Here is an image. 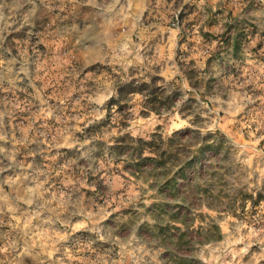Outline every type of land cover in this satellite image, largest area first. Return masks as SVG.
<instances>
[{"label":"rangeland","instance_id":"rangeland-1","mask_svg":"<svg viewBox=\"0 0 264 264\" xmlns=\"http://www.w3.org/2000/svg\"><path fill=\"white\" fill-rule=\"evenodd\" d=\"M154 14L174 37L147 40ZM173 38L182 49L172 54ZM164 56L178 78L155 74ZM136 68L174 96L159 116L142 117L148 91L125 95L120 114L134 120L124 129L108 102L117 84L148 83ZM189 129L228 140L215 189L235 201L218 212L200 206L187 169L174 198L188 201L189 235L211 219L222 236H197L175 253L157 228L175 234L164 225L176 203L149 207L166 202L158 183L121 170L109 146L123 133L181 130L185 139ZM211 154L200 163L211 165ZM256 192L264 198V0H0V264H174L173 254L188 264H264V200L237 201Z\"/></svg>","mask_w":264,"mask_h":264},{"label":"trees","instance_id":"trees-1","mask_svg":"<svg viewBox=\"0 0 264 264\" xmlns=\"http://www.w3.org/2000/svg\"><path fill=\"white\" fill-rule=\"evenodd\" d=\"M233 48L234 50L237 49L236 41L233 42ZM156 80L163 82L161 78H150L148 83L136 82V80L131 79L116 85L114 89L115 97H110L108 104L114 105L118 110L117 113L121 119L118 122L120 128L125 126L123 120H126V115L120 114L122 106L118 103L126 101L125 95L129 93L143 96V92L148 91V95L151 96L148 101L150 106L148 108L142 107L154 114H159L158 107L160 105H165L164 107L172 105L174 94H165V87L154 86ZM146 114L147 112L143 110L139 112L141 116H145ZM189 123L191 124V121ZM187 131L189 132V136L185 134V137H187L185 139L181 138L183 132L181 130L172 131L165 138L156 130L150 133L146 139L123 133L112 139L113 145L109 146V149L118 157L127 152L126 156L131 161V169L127 170L129 176L136 179L141 177L147 178L149 176L152 181L158 183V188H154L153 190L160 199L166 202L152 203L149 207L159 206L162 212H164V208L168 207V203H176L173 204V209L176 210H173V213L167 216L169 224L164 225L167 230L171 229L175 234L168 233L167 231L161 234L160 232L163 229L157 228L158 235H162L163 237L161 241L164 247L170 252L175 253L178 250L189 248L192 240L197 236L200 237L198 240L200 244L218 240L222 236L218 225L211 219L206 224V228L198 227V232L192 236L189 235L187 231L189 221L186 220L188 201L185 196L181 197L179 202H175L174 198L177 195L178 179L187 181V169H190L189 173L192 170L193 179L190 181V188L200 206H203L207 210L218 212L217 205H221L222 201H225L227 207H230L233 201H235L233 198H228L227 195H222L219 189H215L216 185L221 187L220 183L224 179L223 168L218 165V162L225 161L228 157V149L224 148V143L228 142V140L217 129L213 132L206 131L203 134L199 130L189 129ZM208 152H212V156L210 155L212 164L200 163V159L206 157ZM215 155H219L220 157L218 159L212 158ZM197 164H199V168L196 166ZM193 168L197 170L193 172ZM207 180L210 182L205 184ZM195 182L198 183L195 184ZM244 195L240 196L239 194V200H237L240 209H243V203L246 201L253 206L264 200L260 192H256L254 195ZM150 218L156 227V216H150ZM201 229H204V231ZM170 259L174 264H188L186 257H181L177 254L171 255Z\"/></svg>","mask_w":264,"mask_h":264},{"label":"crops","instance_id":"crops-1","mask_svg":"<svg viewBox=\"0 0 264 264\" xmlns=\"http://www.w3.org/2000/svg\"><path fill=\"white\" fill-rule=\"evenodd\" d=\"M143 15V9L141 8L140 9V11H139V16H142ZM137 19L138 18H135V23H134V25H135V27L136 28H138L139 30H140V32H142L143 30H142V28H143V23H142V21L138 24L137 23ZM168 28L166 27V26H164V25H162L161 24V17H160V14L159 15H157V14H154L153 15V20L148 24V26H147V28H145L144 29V31H145V33L147 34L145 37L147 38V40H149L150 41V38L152 39L154 36H159V40H163V34L165 33V32H168V31H171V30H167ZM173 31V30H172ZM171 31V35L174 37V33ZM173 40H174V38H173ZM179 48V50H181L182 49V43H176V40H174L173 41V46H172V54H173V51L176 49V48ZM172 60H173V58H172ZM167 62H171L170 61V59L169 60H167V58H166V56H164V58H163V60H162V63H160V65L158 66V69H157V71H156V75L157 76H159V77H161V78H178V72H177V69L176 68H174L173 69V66H172V63L169 65V66H167L166 64H167ZM140 66H142V65H140ZM139 67V66H138ZM136 70L139 72V74H137V75H141L142 77H140V78H151L148 74H147V70L148 69H146V71H139V69L138 68H136ZM142 73H143V75H142ZM131 77H133V76H129V78H131ZM136 93H129V94H127V95H130V96H132V95H135ZM139 95V94H138ZM142 110L143 111H146L147 112V114L145 115V116H147L148 114H151V115H155V116H159L160 114H162V110H159L158 109V112H159V114H154V113H152V112H150V111H147V109H144V108H142ZM139 113V112H138ZM129 116V114H126V120H123V122H124V124H125V126L123 127L124 129H127L128 127H129V122H130V120H134L133 119V117H134V115H131V117H128ZM139 116H141V115H139ZM145 116H142V117H145ZM130 118H132V119H130ZM120 132H118V134H119ZM130 134V133H129ZM131 135V134H130ZM132 136V135H131ZM110 150V149H109ZM112 151V150H111ZM113 153V152H112ZM127 155V152H125V153H123V155H121L120 157H118V156H116L115 154H114V158L113 159H115L116 160V162H117V160L120 162V163H122V165H121V170H123V171H125V173H127V170H130L131 169V167H130V163H131V161L128 159V156H126ZM212 158H216V159H218V156L217 155H215V156H213ZM212 159H210V162L212 163V161H211ZM185 194H181V196H178V199H180L181 197H183ZM177 202V201H176ZM167 208H169V207H167ZM31 260H29L30 262L28 263V264H33L34 262H35V258H34V256H32L31 258H30ZM43 259L45 260L46 259V256H44L43 257Z\"/></svg>","mask_w":264,"mask_h":264},{"label":"built area","instance_id":"built-area-1","mask_svg":"<svg viewBox=\"0 0 264 264\" xmlns=\"http://www.w3.org/2000/svg\"><path fill=\"white\" fill-rule=\"evenodd\" d=\"M177 23H178V20H177V15L175 14L170 22V26L172 28H175L177 29Z\"/></svg>","mask_w":264,"mask_h":264}]
</instances>
